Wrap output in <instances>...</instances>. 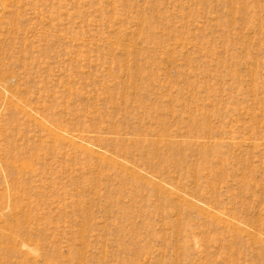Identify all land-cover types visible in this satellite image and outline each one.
<instances>
[{
  "label": "rangeland",
  "instance_id": "rangeland-1",
  "mask_svg": "<svg viewBox=\"0 0 264 264\" xmlns=\"http://www.w3.org/2000/svg\"><path fill=\"white\" fill-rule=\"evenodd\" d=\"M0 76V264H264V0H0Z\"/></svg>",
  "mask_w": 264,
  "mask_h": 264
},
{
  "label": "bare ground",
  "instance_id": "bare-ground-1",
  "mask_svg": "<svg viewBox=\"0 0 264 264\" xmlns=\"http://www.w3.org/2000/svg\"><path fill=\"white\" fill-rule=\"evenodd\" d=\"M2 4H3V3H2ZM1 74H2V73H1ZM0 77H1V76H0ZM4 83H5L4 81H3V83H2V81H1L0 84L2 85V84H4ZM7 83H8V82H6V86H8V84H9V83H8V84H7ZM8 87H9V86H8ZM10 87H11V86H10ZM0 88H1V86H0ZM2 88H3V87H2ZM2 88H1V89H2ZM9 89H10V88H9ZM2 92H3V91H2ZM4 96H5V99H6V100L10 101V103H11V102H14L13 99L10 98V96H8V95H6V94H5ZM15 105H16V104H15ZM17 106H18V105H17ZM22 111H25V110L22 108ZM50 130H51V129H50ZM51 131H52V130H51ZM53 133H56L57 135L61 136V134H59V133L56 132V131H53ZM62 136H63V135H62ZM175 195H177V196H179V197H182V198H183L185 201H187V202L189 201V200H187V198H186L184 195H181V194L176 193V192H175ZM189 202H190V201H189ZM232 225H233V224H232ZM233 227L236 228V229H239V227H236L235 225H233Z\"/></svg>",
  "mask_w": 264,
  "mask_h": 264
}]
</instances>
